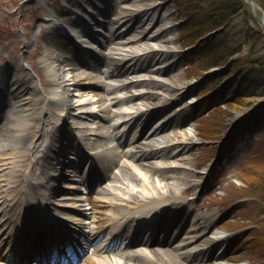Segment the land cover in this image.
<instances>
[{
    "label": "bare ground",
    "instance_id": "6f19581e",
    "mask_svg": "<svg viewBox=\"0 0 264 264\" xmlns=\"http://www.w3.org/2000/svg\"><path fill=\"white\" fill-rule=\"evenodd\" d=\"M116 5L111 7L110 9V11L113 12L112 16L114 17V22L109 21L107 23L110 27L115 25L113 33L114 35L118 34L116 32L117 29L123 28V16H120L119 12H117L120 7L122 8V5ZM143 15L145 19L138 22V24L142 22V24L139 26L143 35L142 38L139 37V33L136 35H132L131 37L129 35L130 38L126 37L127 40L123 39L126 41L115 43L114 47H111L109 42L108 45L111 51L116 50L121 53H125V56H137V54H139L140 52L152 48L150 44L142 43V40L144 39V37H146V34L142 29L149 18V14H147V12H144ZM160 24L161 23H158V25ZM56 25L57 24H54L53 27ZM152 45L155 46L154 44ZM150 54L153 55L158 53H154L153 50H150ZM150 58L156 59L152 57ZM117 64L118 63H113V66L107 64V66L103 69L104 71H106L104 75L110 76V78L113 77V81L115 80L114 75H116L117 77L124 76L125 74V71L119 69L117 67ZM50 70H52L55 75L59 76V73H57L54 68H50ZM131 73H135V70H132ZM82 74L83 73H81L80 75ZM151 82L153 83V89L149 88L148 90H144L145 87L151 84L150 82H147L146 84L143 83L142 85H140L141 88L139 89V92H148L147 96L150 97H148L147 100H151L153 102L150 104L148 103L147 108H149V105H154V107H156L154 109L155 113L159 115L162 108L164 107V101H161L160 98L165 97L164 95L159 97L161 91L160 89L165 88V90H167L170 95L173 94L172 91L176 92L180 89L172 85H167L163 81L158 83L155 80H151ZM140 83L141 82L137 83L130 81L128 85L134 84L135 86H139ZM128 85L120 83L117 87L109 86V88L105 92L96 94L97 100L95 98V101H99L100 104H102V109H104L105 115H107L106 113H109V117H112L111 119H109V121L111 122L110 125L112 124V122H114L115 126L113 128L111 125V128L108 129V131L105 130V128L100 127L99 130H95V128L93 127L92 130L94 133L102 134L103 132H109L110 134H114L115 136L121 129H124L127 124L133 123L134 121H138L137 126L139 130L141 129V126L143 124H149L147 123V121L150 120L152 114L150 113V116H146L143 119L141 116L142 113H138V111L134 109L135 103H128L126 109L118 107L114 108V110H111L112 107L118 106L119 104L123 105V101V103L135 101L134 99H129V97L125 99V97L120 98L119 95H114L115 93H117L114 90L125 89L126 87H128ZM53 86L54 88L60 89L61 95H63L64 108L60 109L58 106H56L57 104L55 103L49 104V102L47 101V96L45 95L48 90H45L44 92L38 94H34L35 89H26V93H28V95L32 97L28 98L29 100H25L24 96L21 95L22 104L19 111L21 120L17 123V128H14V126L16 125L14 122L10 123V125L13 126L10 132H15H12V136H6L7 138L5 139L7 140V143L5 145H2V147L0 148V238L4 239L5 234H10V231H7V229L11 230V232L14 233L19 231L21 232V246L25 248H16V251L13 253V249L11 247H6L7 252L5 253V255H1L4 261L0 260V264H7V262L13 258L20 261L24 257L27 258L30 255H36L38 254V251L40 249L44 248L45 243L48 240L52 239V236L48 237V239H42V237L39 236L38 231L40 230V228L47 230V228L51 227V224L55 220H57V218L50 214V209L54 205L48 201L50 200V194L53 191L52 181L56 177L61 176L59 164L64 162H62L63 160H61L60 154L66 150V147H68L69 144H62L59 147L56 146L57 143L60 142H70V138L68 137V135L66 133L60 132V128L57 126V121L59 119H62L63 115L68 114L79 118L78 115L81 112L80 107L72 105L69 102L70 95L66 90L62 89L61 84L54 82ZM118 92L120 93V91ZM127 99L131 101H128ZM141 100L143 101V98H141ZM85 104H87V102L84 100L81 105L84 106ZM100 104L99 106L101 108ZM32 108L39 110L38 113L33 115L35 119V122L32 125V128H34L33 136H37L39 138H42L43 140L39 145V147L41 148V154L39 155V157L37 159L31 160L28 164H26V155L33 151V147L35 146V144H30L27 148H25V150L21 152L16 146L17 142L15 143L14 141L10 140V138L17 137L20 139L22 137L25 131L24 120L27 119V113L31 112ZM46 110L47 112L49 111L51 117H56L58 118V120H56L54 125L50 120V122L46 126V130L40 133L39 116ZM130 118L133 119V121ZM172 118H174V116H172ZM183 119L187 120L186 117H184ZM183 119H176L175 122H182ZM173 122L169 124L167 128V123H163L160 127L159 133H157L156 136L153 134L154 130H152L150 135L146 138L141 134L138 136V130L137 133L130 134V137L127 139L126 145L121 146L119 144V147L113 148L114 150H112L111 153L113 156L117 157L114 168L117 169V173H119V176L121 174L119 179H122L124 181L122 184L123 188L125 189L122 192V196H124V199L119 196L109 195L111 184L105 185L100 189L101 192L98 195V198L94 202H92L91 219L92 221L97 220L101 223L99 227L94 228V231H101V229L103 228H113L114 231L119 232L125 225L133 223L134 219H138V221L143 222L142 217L144 216L145 212L152 213V210H155L159 214V216L154 215L152 217L150 226L151 233L154 234L156 232H159L161 234L163 232H166V228L170 229V227H167L170 222L168 219H174L177 214L181 213V211H179L180 209L176 207L178 211L169 213L168 217L166 218H164L160 214V212H164L165 209L163 208L166 207L168 202H174L173 200L175 194L177 190L181 188L178 184L183 182L181 177L183 173L180 171L187 167L193 166L191 159L183 152L188 144L179 141L181 136L191 137L192 126L186 123L187 128H184L180 132L172 131V129L163 132L164 130L169 129ZM72 127L76 128V126ZM77 127L81 128L80 126ZM160 134H162V136H160ZM108 135L106 134L105 138L104 136L100 135V142H108ZM174 143L178 144V149L174 150V152H170V147ZM70 146L78 152V148L75 147L73 143L70 142ZM93 148L96 149L95 146ZM10 151L14 152L15 157L13 156L12 158H9V156L12 154ZM44 151H49V161L46 165V168L49 169V173L46 171V169H40V176L34 177V182L38 183L34 185L32 182H30L29 170L31 166L36 164L38 160L43 157ZM69 158L71 159L72 156H70ZM55 161H57L56 165L53 166V168H50L51 165L55 164ZM126 166L130 167V171L133 170L134 174L126 170V168H124ZM8 168L9 170L7 172H4V170ZM115 176L118 175H115L114 173L112 178H114ZM89 179V176L86 177L84 184L90 183L91 181ZM67 181L68 182L66 183L64 188L74 189L75 183L72 177H69V180ZM95 183L97 182H92L91 187H95L96 185L99 187L101 186L98 183ZM119 186L121 187V185ZM42 189H44V191H41ZM117 189L119 191V187ZM111 197L113 200L117 201V208H122V210H116L117 212H112L109 214L97 212V206H99L101 202H105L106 199H109ZM91 198L92 195L91 197H89V199ZM134 198L136 199L133 200ZM76 199L77 198L75 194L70 191L66 194V197H59L56 206L59 207L58 209H60V211L68 212V208L76 206V202H74V200ZM127 200L134 201L133 206L125 204ZM190 205V200L185 203V214L187 212L194 211V209L191 208ZM188 207L191 208V211H189ZM70 212L74 213L76 216H79L81 214L80 212H77L75 210H72ZM211 215L212 210H209L207 212H197L196 210V212L188 217L187 226L181 229L183 231L182 238L178 239V241H173L174 239H170L169 237L168 239L171 240L172 243H167L166 245H160L156 247H153L152 245H145L144 251L139 252L141 254V260L135 259L133 263H129L128 261H126L125 264H192L189 262V259L194 258L195 255H197V258L200 257L199 264H206L207 258L208 260L210 258L208 257L210 256V254L207 253L211 252V248H213V245L215 243L223 241V239H221L222 236H220L219 233L213 232L210 229L208 220L210 219ZM183 220V218H177L176 226H182ZM36 223L38 226H35ZM68 224L70 227H79L76 219H71ZM30 229H33L34 231V233L32 234V236H34V239H32L27 234L29 231H31ZM140 230L141 227L136 226L134 235H139ZM210 232H212L214 237L208 239L206 237V234ZM9 238H11L9 235L5 237V239ZM15 238L12 239V247ZM38 238L41 239L38 240ZM157 240L158 242L160 241V239ZM28 248L31 251H28ZM103 248L104 247L99 250L97 255L101 256L100 253ZM11 252L13 253V257H10L9 255ZM203 252L205 253L202 255ZM180 259H182V261ZM88 262L89 264H117L115 257H113L111 260L103 259L92 260Z\"/></svg>",
    "mask_w": 264,
    "mask_h": 264
},
{
    "label": "rangeland",
    "instance_id": "374dc122",
    "mask_svg": "<svg viewBox=\"0 0 264 264\" xmlns=\"http://www.w3.org/2000/svg\"><path fill=\"white\" fill-rule=\"evenodd\" d=\"M21 1L0 0V58L5 57L7 53L14 52L16 39L18 40V10L25 8L24 16L30 15L29 22H33L34 15L29 10L31 5L20 4ZM256 1L261 3L260 0ZM12 4H16V7ZM15 11L17 13L12 17ZM193 27L192 21L190 26L181 27L180 35L184 36L183 40L189 41L185 34L194 33ZM250 27L252 29H250L252 32L251 52L264 57L263 32L256 22L248 21L243 17L233 19L231 26L221 37L222 47L233 48L235 45H242L246 31ZM195 62L196 64H192V68L185 75H176L179 78L171 77L177 80L173 83L174 85H182L183 82L192 81L193 77L202 74L197 65L198 60ZM235 69L236 66L233 71ZM233 71L229 75H233ZM255 72L261 78L260 88L251 97H245L239 91L241 87L237 84L243 80L240 74L235 75L234 78L225 75L218 76L216 82L222 79L223 85L226 84L229 87L228 97L217 104H214L215 97L204 99L201 106L199 103V108L195 109L196 116L193 118V140H196V143L189 146L186 153L193 159L192 169L198 171L202 163L213 156L219 147L226 149L221 152L222 156L227 155L224 161L228 162V166L223 172L222 179L215 182L213 186L216 191L198 193L199 201L196 205L204 207L211 205V207H217L218 212L221 213L220 221L214 228L218 229L221 226L224 235L229 239L227 241L230 246L227 247V253L233 256V261H228V264H264V185L260 183L261 171L264 170V127L254 130L250 128L251 120L244 123L242 119L244 112L254 105L263 106L260 115L264 117V104H261L262 106L258 104L259 100L264 101V65L258 66ZM247 81V85L257 87V81L252 80L251 84L250 79ZM208 83L214 84L212 79L208 80ZM249 91L254 92V90ZM209 106L210 108L204 109ZM200 109L205 111L201 113ZM229 127H232L235 132L229 135L227 138L229 142L225 143L223 137ZM217 142L224 144L219 146ZM186 173L194 178L192 172L185 171L184 174ZM192 189L193 187L188 188L183 193V197L186 194L189 195ZM223 259L226 260V256ZM208 264H214V262L211 260Z\"/></svg>",
    "mask_w": 264,
    "mask_h": 264
},
{
    "label": "trees",
    "instance_id": "16d2710c",
    "mask_svg": "<svg viewBox=\"0 0 264 264\" xmlns=\"http://www.w3.org/2000/svg\"><path fill=\"white\" fill-rule=\"evenodd\" d=\"M191 7L188 8L189 12L193 14V16H205L206 24L215 26L218 22L225 23L229 16L237 13V9L241 6L239 0H190ZM206 3H208L207 6ZM215 3V4H214ZM216 5L213 9L210 8L211 5ZM262 5L264 7V0L262 1ZM228 56L220 57L219 60L215 61L213 64H217L218 62H224L227 60ZM260 183L264 185V170L261 171L260 175ZM264 189V187H263Z\"/></svg>",
    "mask_w": 264,
    "mask_h": 264
}]
</instances>
